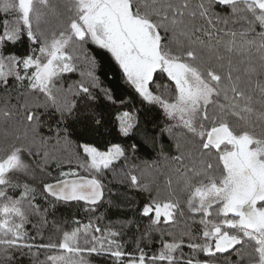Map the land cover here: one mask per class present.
Masks as SVG:
<instances>
[{"label":"snow or ice","instance_id":"obj_1","mask_svg":"<svg viewBox=\"0 0 264 264\" xmlns=\"http://www.w3.org/2000/svg\"><path fill=\"white\" fill-rule=\"evenodd\" d=\"M0 14V264L34 247L57 253L44 264H89L85 253L105 252L127 257L125 264H201L184 259L185 246L210 257L234 252L237 259L224 264H264V0H0ZM103 57L121 91L109 86L116 77ZM101 97L133 109L115 117L124 138L139 129L141 109L162 114L158 131L175 154L161 150V183L142 179L156 162H134L140 145L102 150L81 134L70 151L77 101L91 113ZM37 169L51 178L39 190L28 182ZM117 169L121 182L146 194L140 215L150 228L176 229L190 217L200 235L186 243L185 226L163 232L155 254L139 246L125 253L118 232L89 220L57 241L35 243L43 237L39 228L29 235L32 217L46 223L49 210L70 202L94 212L103 177Z\"/></svg>","mask_w":264,"mask_h":264},{"label":"trees","instance_id":"obj_2","mask_svg":"<svg viewBox=\"0 0 264 264\" xmlns=\"http://www.w3.org/2000/svg\"><path fill=\"white\" fill-rule=\"evenodd\" d=\"M0 19H3V14H0ZM55 25V21L52 22ZM19 51L23 50L21 46ZM87 51H90L93 55H98L95 46H88ZM105 68L110 72L115 79L109 82V86L113 88V91H121L119 84L122 83L119 80V76L112 70L111 64L108 62L107 57H103ZM79 79V74H69L65 79V86L72 84ZM4 93L0 91V98H3ZM11 104H16V94H11ZM78 116L77 123L75 125V133L71 139L73 140L72 148L70 151L76 150V142L79 140L81 134L84 139L94 141L103 150L105 144H111L113 142L121 143L126 148L129 145H140L139 150L135 153V163L143 165V162H156L152 170H146L142 179L145 182L155 180L156 183L162 182V177L155 169L163 171L166 167V162L161 158V150L164 155H174L175 148L173 141L165 134L161 136L158 131V125L163 124V116L160 114V118L157 119V113L152 112L145 115L146 109H141L138 113L139 116V129L134 132L130 137L124 138L118 133V127L115 122V117L120 111L133 110L129 108H122L119 104L115 106L111 105L103 97L97 101V105L89 113L85 110L84 106L77 101ZM139 108V105H137ZM93 114L100 118L103 122L102 127H96L93 124ZM94 129L92 131L85 132V127ZM44 136H48V132L45 130L42 133ZM155 139L156 144L153 145L152 141ZM49 149H52L50 143ZM61 155H64L61 153ZM34 165L40 163L39 158L32 161ZM76 166V161H73V167ZM81 175H88L83 170H80ZM136 174L139 175L137 170ZM51 181L50 177L44 176L37 169L35 173V179L29 178L28 182L32 183L39 190L41 181ZM123 177L121 170L117 169L115 172H108L102 179L104 184V199L101 201L94 212H86L84 210L83 202H70L58 204L55 210H49L46 216V223H42L38 216L32 217V223L27 226V231L31 236H37V228L40 230V236H37L35 243L37 245L42 243H48L49 241H57L60 239L62 231H71L77 227V221L80 225L87 223L89 220L94 225L98 224L102 230L111 229L118 232L120 235L116 237L122 245V250L125 253L138 254L139 248H143L148 255L157 253L161 247V235L163 232L187 231L189 235L184 236L187 243L190 238H196L202 231L201 226L198 223H193L190 217H185L184 221H181L176 229H169L167 226H162L158 229H152L149 227V221L147 218L140 215V208L146 202L147 196L145 193L130 189L127 182H121ZM37 202L40 207L47 208V204L38 198ZM35 225V227H33ZM106 235V233H105ZM165 241L170 240L171 237L163 236ZM239 247V246H238ZM184 259H192L200 261L201 264H224L225 258L235 261L237 259L235 253L232 255L227 253H217L214 257H210L204 253H193L191 249L186 246L182 249ZM57 254L55 251H49L44 248L34 247L30 251L27 249H21L14 253V260L12 264H44L48 255ZM84 258L89 264H125L127 257L117 259L112 257L108 253L101 255L97 254H84Z\"/></svg>","mask_w":264,"mask_h":264},{"label":"flooded vegetation","instance_id":"obj_3","mask_svg":"<svg viewBox=\"0 0 264 264\" xmlns=\"http://www.w3.org/2000/svg\"><path fill=\"white\" fill-rule=\"evenodd\" d=\"M100 203H101V202H100ZM100 203H99V204H100ZM106 253H107V252H106Z\"/></svg>","mask_w":264,"mask_h":264}]
</instances>
